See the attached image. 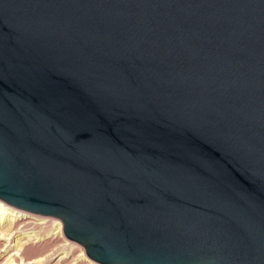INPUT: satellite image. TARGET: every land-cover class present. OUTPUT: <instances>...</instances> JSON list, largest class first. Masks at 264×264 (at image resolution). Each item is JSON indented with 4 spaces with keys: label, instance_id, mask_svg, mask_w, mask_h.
Listing matches in <instances>:
<instances>
[{
    "label": "water",
    "instance_id": "water-1",
    "mask_svg": "<svg viewBox=\"0 0 264 264\" xmlns=\"http://www.w3.org/2000/svg\"><path fill=\"white\" fill-rule=\"evenodd\" d=\"M0 198L102 264H264V0H0Z\"/></svg>",
    "mask_w": 264,
    "mask_h": 264
},
{
    "label": "bare ground",
    "instance_id": "bare-ground-1",
    "mask_svg": "<svg viewBox=\"0 0 264 264\" xmlns=\"http://www.w3.org/2000/svg\"><path fill=\"white\" fill-rule=\"evenodd\" d=\"M50 216V215H49ZM46 216L44 214H36L31 211L19 208L15 205H12L5 200L0 198V241H4V244H11L14 240L13 251H9V256H7L4 264H48V260L50 256L48 254H41L40 256H36L33 259L26 258V252L30 248L31 244L44 243V241H48L51 239H61L64 238V241L69 242L68 244L74 245L71 242L69 237L64 232L65 224L62 220L53 219L55 224L53 225V232H51V236L48 235H40L39 233H28L25 232L19 236H16L17 227L24 223L30 222L32 217H39L43 219L45 222H48L51 217ZM44 223V222H43ZM19 224V225H18ZM53 237V238H52ZM69 238V239H68ZM50 239V240H51ZM72 240V239H71ZM73 241V240H72ZM64 244L63 246H67L68 244ZM67 248V247H65ZM6 250V249H5ZM69 253H66L68 257ZM64 256V257H66ZM88 261L91 264H101L100 262L90 258L84 251L75 259H73L71 264H83V262Z\"/></svg>",
    "mask_w": 264,
    "mask_h": 264
},
{
    "label": "rangeland",
    "instance_id": "rangeland-1",
    "mask_svg": "<svg viewBox=\"0 0 264 264\" xmlns=\"http://www.w3.org/2000/svg\"><path fill=\"white\" fill-rule=\"evenodd\" d=\"M49 217H51L52 219H49L48 222H45L43 219H40L39 217H32L30 219V222L26 224L25 222L20 225L18 224L19 226L17 227L16 236H19L25 232L28 233L36 232L43 236L45 235H48V237L51 236V232H53V228H54L53 225L55 224L53 219H58V220H62V219L56 216H49ZM50 239L46 242L44 241V243L42 244L40 243L31 244L30 248L26 252V258L31 260L36 256H40L41 254L44 255L48 254L50 256L48 260V264H71L73 259L78 257L83 251L86 253V246L75 240L72 241L71 239L68 238L71 242L74 243V245L70 246L68 244L69 242L66 243V241H64V238L51 239V240ZM65 243L68 245L63 246ZM13 244H14V240L13 242H11L10 245L9 244L5 245L4 241H0V264H4L7 256H9L8 255V253H10L9 251H13L12 249ZM67 252L69 253L68 257L66 256ZM83 264H91V263L85 261L83 262Z\"/></svg>",
    "mask_w": 264,
    "mask_h": 264
}]
</instances>
